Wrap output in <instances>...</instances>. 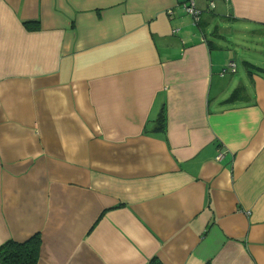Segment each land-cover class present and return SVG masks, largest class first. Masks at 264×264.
Returning a JSON list of instances; mask_svg holds the SVG:
<instances>
[{"label": "crops", "instance_id": "crops-1", "mask_svg": "<svg viewBox=\"0 0 264 264\" xmlns=\"http://www.w3.org/2000/svg\"><path fill=\"white\" fill-rule=\"evenodd\" d=\"M181 1L0 0V245L264 264V0Z\"/></svg>", "mask_w": 264, "mask_h": 264}, {"label": "trees", "instance_id": "trees-1", "mask_svg": "<svg viewBox=\"0 0 264 264\" xmlns=\"http://www.w3.org/2000/svg\"><path fill=\"white\" fill-rule=\"evenodd\" d=\"M239 90L233 91L229 100L237 98ZM165 114L161 111L158 118L160 124H164ZM41 239L38 234L33 235L23 243L8 240L0 245V264H37ZM151 264H161L153 259ZM206 264H210L209 262Z\"/></svg>", "mask_w": 264, "mask_h": 264}, {"label": "built area", "instance_id": "built-area-1", "mask_svg": "<svg viewBox=\"0 0 264 264\" xmlns=\"http://www.w3.org/2000/svg\"><path fill=\"white\" fill-rule=\"evenodd\" d=\"M208 1V7L213 8L214 3L213 0H207ZM181 8H183L184 12L192 17L194 21H198L201 11L196 7L195 0H182L181 1ZM236 64L234 62H230L229 65L225 66V68L222 69V74L230 71L234 73L236 71ZM222 156L221 153L217 155L216 159H220Z\"/></svg>", "mask_w": 264, "mask_h": 264}, {"label": "rangeland", "instance_id": "rangeland-1", "mask_svg": "<svg viewBox=\"0 0 264 264\" xmlns=\"http://www.w3.org/2000/svg\"><path fill=\"white\" fill-rule=\"evenodd\" d=\"M236 60L239 61V58H237ZM237 61H236V63H235V64H237L236 66H238V68L241 69L240 66H239L240 63L237 62Z\"/></svg>", "mask_w": 264, "mask_h": 264}]
</instances>
